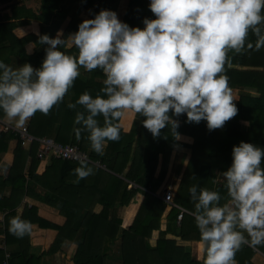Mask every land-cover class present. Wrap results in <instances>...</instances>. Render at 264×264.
Segmentation results:
<instances>
[{"label": "trees", "instance_id": "16d2710c", "mask_svg": "<svg viewBox=\"0 0 264 264\" xmlns=\"http://www.w3.org/2000/svg\"><path fill=\"white\" fill-rule=\"evenodd\" d=\"M119 1L39 0L38 8L34 9L26 6L23 0H0V3L7 4L11 12L0 20V60L12 68H18L26 62L38 68L46 55L45 49L37 50L41 43L40 36L53 34L57 29L61 30L60 39L63 43L56 47L65 54L75 56L78 50L74 44L67 47V40L85 19L82 10L93 7L91 14L86 17L91 18L102 8L116 9ZM149 2L126 0V8L120 19L130 26L143 27V18L154 16L148 8ZM261 12L264 14V8ZM24 24H28V27L19 35L17 27ZM258 27L264 34V22ZM256 40L257 35L250 29L245 44L251 42L255 46ZM31 44L33 49L30 52L26 47ZM228 56L224 74L228 77L238 111L221 128L213 130L207 128L203 119L197 123L187 122L186 114L173 117L179 121L176 131L179 135L191 138L190 142L174 137L171 126L167 124L159 136L153 137L144 127V117L140 113L124 110L120 118L109 117L113 124L121 127L120 139L107 141L103 154H97L91 149L89 130L82 123L74 122L78 112L86 115L87 110L79 104L74 108L68 107L69 103L75 104L84 91L93 96L105 95L102 91V70L86 71L82 66V73L74 80L64 99L53 105L47 114L37 111L30 117L26 127L37 138L46 136L63 145H77L88 153L90 160L99 161L106 169L86 161L81 165V161L53 158L39 175L35 172L39 163L36 155L38 141L27 142L12 131L0 130V154L7 151L13 154L7 174L4 177L0 175V210L6 211L0 235L4 245L17 243V247L7 253L0 249V264H39L40 256L28 254L27 233L17 237L9 231L7 221L8 216L14 215L17 200L22 195L34 194L32 187H29V180L48 188L51 197L57 201L61 197L64 199L60 200L67 218L63 225L51 224L35 217L42 227L50 225L58 230L55 243L47 250L48 253L56 251L64 237L72 239L81 230L71 258L74 264H106L110 245L117 238L120 240L123 264H204L207 242L201 240L195 223L196 200L188 191L189 187L196 185L197 192L201 188L217 191L220 199L216 204L224 205L231 198L222 173L231 165L232 146L244 140L264 149V47L259 50L245 47L239 53L229 50ZM3 116L0 112V118ZM135 116L139 117L138 120ZM96 119L100 126L104 125L105 118L102 115ZM76 129L80 130L78 134ZM176 145L190 149L172 198L174 203L190 213L184 212L178 223V209L155 195L168 174L170 157ZM28 156L31 160L24 173ZM78 166L89 167L93 171L77 183L74 182L76 173L73 169ZM157 166L160 168L155 175ZM128 182L136 183L139 187L127 188ZM43 199L54 204L49 198ZM74 199L80 203L78 208L74 207ZM96 203L101 206L97 212L93 210ZM121 207L125 208L124 217L118 214ZM167 207L169 209L164 216ZM74 211L78 212L77 217L70 216ZM163 217L164 229L161 228ZM153 230L161 232L155 245L149 243ZM166 233L185 241L196 240L198 248L195 257L184 252L174 239L166 238ZM254 253L249 245L243 243L235 253L236 264H254L251 260Z\"/></svg>", "mask_w": 264, "mask_h": 264}, {"label": "clouds", "instance_id": "9594fccd", "mask_svg": "<svg viewBox=\"0 0 264 264\" xmlns=\"http://www.w3.org/2000/svg\"><path fill=\"white\" fill-rule=\"evenodd\" d=\"M148 8L154 16H145L143 27L130 26L107 8L83 19L71 36L75 56L56 47L63 43L58 36L42 35L40 41L49 47L38 68L27 62L12 68L0 60V112L17 127L37 111L47 114L64 99L82 66L102 70L105 95L84 91L68 107L79 104L87 110L86 115L78 112L74 122L89 130L97 154H103L107 141L120 139L121 127L109 117L120 118L124 110L140 113L153 137L167 124L179 138V121L173 117L180 114H186L187 122L205 120L209 130L221 128L238 111L224 74L228 51L264 47L258 27L264 22V0H150ZM250 29L257 35L255 46L245 44ZM98 115L105 118L103 126ZM262 158L264 149L251 142L232 146L231 165L222 173L230 203L218 206L217 191L189 187L196 200L195 223L207 242L204 264H235L243 243L264 244ZM73 171L78 183L93 170L78 166ZM30 227L19 217L10 219L9 231L17 237Z\"/></svg>", "mask_w": 264, "mask_h": 264}, {"label": "crops", "instance_id": "0c3cea01", "mask_svg": "<svg viewBox=\"0 0 264 264\" xmlns=\"http://www.w3.org/2000/svg\"><path fill=\"white\" fill-rule=\"evenodd\" d=\"M27 1L28 0H23V3L26 6L31 7L30 2H27ZM120 1L123 2L124 0H120ZM125 8H126V4L124 7V10ZM92 10H93V7L85 8L82 10L81 14L86 18L91 14ZM124 10L122 11L121 9H119L116 11V9H114L119 19H120V16L123 14ZM10 13H11L10 8L7 6V4L0 3V20H3V17L10 15ZM27 27H28V24L27 25L24 24V25L17 27V33L19 35H22L26 31ZM22 29H24V31ZM60 33H61V30L57 29V30H54L53 34H47V35L50 38H56L57 36L60 38ZM71 36L68 37L67 47H70L73 45ZM48 47L49 45L46 42H41L39 46L37 47V50L38 51L43 50V49L46 50ZM26 48H27V51L31 52L33 49L32 44L27 45ZM82 71L83 69L80 68V74L82 73ZM135 117H136V120H138L139 117L138 116H135ZM1 119L4 122H7L13 126H16L15 121L9 120L5 115ZM29 120L30 118L25 122L23 126H27V123L29 122ZM186 142H189V140ZM106 145H107V142H106ZM174 153L175 152L172 153V156H174ZM0 156H1L0 175L4 177L8 172V168L12 161L13 154L11 153V151H7L4 153H1ZM30 160L31 158L28 156L25 167H24V173H26L28 170ZM50 162H51L50 158L39 159V163L36 167L35 172L39 175L42 174L45 171L46 167L50 164ZM86 162L91 163L95 167L106 169V167L103 164L99 163V161L91 160V161H86ZM159 168L160 166H157L155 175L158 174ZM181 170L183 171L181 163L175 164L174 162H171L168 167V174L166 176V179L160 186L159 190H161L162 188L163 190L166 188H171L174 193L175 189L178 186L180 178H181V174H182ZM29 187H32V192H34V194H37V196H33L34 194H31V193H30L31 195L30 194L22 195L17 200V203L14 206V215H13V217L23 218L22 220H27L28 222H30V226H31L30 231L27 233L28 254H32L34 256H40L39 264H74L71 258L75 252L76 245H77L76 242L79 239L81 230H78L75 234V237L72 239H70L67 236L64 237L62 241L60 242L58 249L54 252L48 253L47 250L50 248L52 243H55L58 230L56 228H53L50 225H47L49 227H44L45 225H43L42 227L38 223L37 219L35 218V217L41 218L42 220L47 221L51 224H55L59 226L63 225L67 219L65 216V213L62 210L63 206L61 205V202H60V200H64L63 197H61L60 200L57 201L54 197H51L52 194L49 193V191L47 190L48 188L43 187L41 183H35L34 181H31V180H29ZM131 187H139V185L133 182H128L127 188H131ZM159 190L155 192V195L162 199V194H160ZM44 197H46V199L47 198L51 199V201H53L54 204L53 205L50 204L49 201L46 202L43 199ZM227 203H230V200ZM169 204L176 207L174 205V202L169 203ZM78 206H80V203L78 202L77 199H74V207L78 208ZM100 208L101 206L99 203H96L93 206V210L95 212L99 211ZM168 209H169L168 207L165 209L164 216H165V213L168 211ZM184 209L186 210V212H189L186 208ZM124 210H125L124 207H121V209L119 210L118 214L120 217L125 216ZM27 211H30V212L27 213ZM5 213H6L5 210H0V229L4 227L3 221H4ZM77 215H78V212L76 211L71 212L70 214L71 217H77ZM11 218L12 217L10 216H8L7 218L8 225L10 223ZM177 223H178V220H177ZM161 228L162 229L165 228L164 217L161 220ZM237 230L244 232L245 237H247V233L243 229H239L237 226ZM65 235H67V232L65 233ZM160 235H161V232L159 230H153L151 233V237L149 238V243L151 245H155L156 239L159 238ZM165 237L174 239L177 242V244L183 248L184 252L189 253L191 257H195V254L197 253V248H198L196 240L185 241V240H182L180 237L174 234H171V233H166ZM244 244L249 245V243L247 242H245ZM249 246L255 251V253L251 257L252 262L254 264H264V244L255 245V246L249 245ZM15 247H17V243L4 245L2 243V238L0 235V249L1 250L3 251L5 250L7 253L8 250H11ZM110 248H111L110 256L107 258L106 264H123L121 260V248H120L119 238L115 239V241L110 245ZM180 264H184V263H180ZM235 264H236V261H235Z\"/></svg>", "mask_w": 264, "mask_h": 264}, {"label": "built area", "instance_id": "2783aa9c", "mask_svg": "<svg viewBox=\"0 0 264 264\" xmlns=\"http://www.w3.org/2000/svg\"><path fill=\"white\" fill-rule=\"evenodd\" d=\"M0 130L12 131L15 134H17L20 139L27 142H32L33 140H37L38 148L36 150V155L39 159L55 158V159H64L70 161H91L88 153L80 149L77 145L75 144L63 145L59 142H56L53 138L46 136L37 138L27 131L26 126H20V127L13 126L7 122L2 121V119L0 118ZM172 198H173V190L171 188L164 189L162 193V199L166 202L173 203ZM174 205L178 209L177 220H180L182 214L186 212V210L175 203Z\"/></svg>", "mask_w": 264, "mask_h": 264}, {"label": "rangeland", "instance_id": "374dc122", "mask_svg": "<svg viewBox=\"0 0 264 264\" xmlns=\"http://www.w3.org/2000/svg\"><path fill=\"white\" fill-rule=\"evenodd\" d=\"M27 2H30L31 7L35 8V9L38 8L39 0H28ZM125 4H126V0H124L123 2L120 1L119 4L117 5L116 11L119 10V9H121L123 11L124 7H125ZM22 30L24 31V29H22ZM178 139L181 140V141H185V142L188 141V140H189V142L191 141V138L185 137L183 135H181V136L179 135ZM174 149H175V151H174L175 153H174V156L170 157V162H174L175 164L183 163L182 164L183 165L182 169H183L184 168V163L186 162V158H187L186 156H188L187 154H189L188 152L190 151V149L186 148L185 146L182 147V146H177V145L174 147ZM167 181H168V179H167ZM159 191H160V194H162L164 190L162 188Z\"/></svg>", "mask_w": 264, "mask_h": 264}]
</instances>
